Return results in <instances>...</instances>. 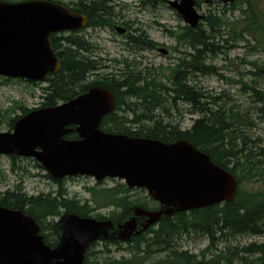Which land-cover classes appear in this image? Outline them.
Wrapping results in <instances>:
<instances>
[{
  "label": "water",
  "instance_id": "obj_1",
  "mask_svg": "<svg viewBox=\"0 0 264 264\" xmlns=\"http://www.w3.org/2000/svg\"><path fill=\"white\" fill-rule=\"evenodd\" d=\"M209 3L213 0H204ZM234 3L236 0H217ZM185 23L195 28L203 16L195 0L170 3ZM86 17L61 5L29 1H0V75L33 80L43 79L60 69L49 37L53 33L86 26ZM114 96L94 88L88 94L54 109L41 110L23 118L14 134L0 133V154L34 156L55 179L86 175L97 181L120 179L130 189L147 190L163 205L160 212L136 208L133 217L120 226L122 238L137 234L136 218L147 219L143 231L174 213L198 210L235 199L238 182L226 170L214 165L188 141L164 144L104 134L99 130L103 117L114 108ZM78 125L83 140L62 139L66 126ZM39 148L41 151H35ZM64 239L57 250L44 246L36 222L19 211L0 208V264H51L57 256L63 264H82L90 245L110 237L111 222L77 216L63 218Z\"/></svg>",
  "mask_w": 264,
  "mask_h": 264
},
{
  "label": "trees",
  "instance_id": "obj_2",
  "mask_svg": "<svg viewBox=\"0 0 264 264\" xmlns=\"http://www.w3.org/2000/svg\"><path fill=\"white\" fill-rule=\"evenodd\" d=\"M239 2L249 6L253 16L252 21L255 22L257 18L251 0H239ZM77 8L83 9L80 11L88 15L91 26L110 23L113 14L108 6L96 0H80ZM236 8V5L230 7L231 12H234ZM243 14H246V11H243ZM228 25L230 23L224 15L209 12L206 27L199 25L195 30L187 28L183 41L192 49V53L193 51L202 53L204 59H208L209 55L216 56L233 47L232 43L236 41V28L231 27L227 34L224 29ZM253 25L254 23H248L241 31L253 32ZM132 41L135 43V39ZM215 41L218 43L216 44ZM51 44L54 50L58 47V57L62 60L63 66L60 74L49 79L48 86L44 89L46 107L72 100L87 92L89 85L86 83V76L97 67L94 61L83 54L87 51L85 41L75 37H58L57 41L53 37ZM81 49L83 52H80ZM252 65L257 63L252 62ZM182 68L183 62L171 76V86L157 84L151 77L141 82L134 81L140 75L129 65L121 72L119 78L112 75L111 79L98 82L110 89L117 97L116 111L103 121L104 130L135 138L156 139L164 143L188 140L197 149L208 154L216 165L234 174L240 184L234 202L193 212L188 216L180 214L169 222H162L149 237L134 241L135 244L130 247L133 251L168 252L169 257L164 256L161 264H194L196 262V258L188 252H180L181 247L178 243L185 235H205L210 240V247L214 248L216 242L226 240L228 236L252 237L264 234V214L261 213V209L264 208V147L257 141L240 136L238 132L241 128L235 129L233 140L228 139V130H232L231 124L249 121V117L253 115L252 110L241 113L234 110V107L229 108L227 101L225 102V99L229 97L225 92L216 97L200 93L194 88L192 82L194 78L199 77L198 74L191 71L184 73ZM254 75L260 76V73ZM182 85H186L189 92H193L194 89L198 94L187 97ZM243 87L247 93H254L257 90L250 84H243ZM257 97V102L263 105L255 107L257 109L254 113L260 120H264V96L261 93ZM202 98H205V101L202 102ZM179 103L189 105L192 110H188V113L199 117L189 130L183 131L180 123L173 122L175 119L172 111L182 112L179 110ZM249 114L251 115L248 116ZM248 184H258L259 189L248 191L245 189V185ZM105 192L107 195L108 192L111 193L110 202L107 205H115L126 210L131 205L148 207L147 202L130 200L128 194L132 191L122 185L115 188L114 193L106 190ZM122 193L125 195L121 196ZM61 196L59 192V197L40 195L29 198L23 189L18 188L13 192L0 195V206L22 210L37 220L56 217L63 209L82 217H87L91 213L80 203L61 199ZM220 253L221 255L229 253L230 256L222 258L217 255L214 259H205L203 264H217V261L219 264H264V245L257 243L243 248L228 247Z\"/></svg>",
  "mask_w": 264,
  "mask_h": 264
},
{
  "label": "rangeland",
  "instance_id": "obj_3",
  "mask_svg": "<svg viewBox=\"0 0 264 264\" xmlns=\"http://www.w3.org/2000/svg\"><path fill=\"white\" fill-rule=\"evenodd\" d=\"M69 4L75 0H55ZM117 6L126 5L127 8L124 15L127 19L138 21L135 24V28L139 27L145 30L148 36L157 42L165 46L177 47V40L169 35L167 31L176 32L180 35L183 27L185 26L182 19L177 16L176 12L172 11L163 2H158L155 8L148 7L147 9L142 8L139 0H114ZM252 5L255 8L256 14L260 21L264 22V0H252ZM202 12L205 13L208 9L205 5L201 7ZM214 9V8H213ZM246 14H243V11ZM201 12V13H202ZM218 12V11H217ZM224 15L226 20L230 23L224 30L229 33L231 27L236 28V41L233 42L234 48L228 50L227 55L219 53L218 55H209L208 62L212 63L213 66L218 69V75L213 77H196L192 81L194 84H199L205 91L211 94L213 97L223 94L225 92L231 100L229 106H248L250 100L253 97V93H247L244 89L243 84H250L255 87L258 91L264 95V24L260 26H254V32L256 35L250 36L248 33H243L241 29L246 25V19L248 20L251 16L249 6L244 3H239L237 10L227 12ZM123 17H121L122 19ZM242 20V21H240ZM240 22V23H239ZM85 34L89 39L100 47L102 50L100 56L107 59H122L123 57L129 56V59H135L140 61L141 68H149L157 75L159 81L163 80L165 83L166 77L169 76L172 67L177 65L179 60L182 59V55L177 51L172 52L171 57L162 55L159 52L154 54L148 52L141 55H128L124 48L117 43H113L110 39V33L108 30H92L87 29ZM261 34V35H259ZM258 35V36H257ZM228 35H226L227 37ZM254 37V38H253ZM118 42L121 40L117 37ZM184 45V44H183ZM181 51L189 52V47L184 45L180 48ZM186 55H184L185 57ZM144 57L146 59H144ZM183 57V58H184ZM187 58V57H186ZM186 60V59H185ZM252 62H256L257 65H252ZM156 70V71H155ZM151 71V72H152ZM260 73V76L254 74ZM221 75V76H220ZM43 85L28 86L25 83H3L0 79V111H10L17 105L22 106L24 109L32 110L41 107L43 99H41V87ZM256 99V98H255ZM254 99V100H255ZM254 106V104H253ZM179 110L182 112L172 111L174 123H180L183 130H188L193 125L194 120L198 119L197 115H190L188 107L185 104L178 105ZM172 110V109H169ZM249 111V110H238ZM252 110L253 115L249 114L250 127L242 128L240 131H244V135L248 139L257 141L264 147V121L260 120ZM22 111L16 109L11 112V117L21 116ZM7 121L3 122L0 131H8L6 125ZM240 135V133H239ZM242 136V135H240ZM16 171H12L13 162L8 157L0 156V193H4L7 190H13L17 187L23 188L24 191L30 196H37L41 193L50 194L58 192L61 185L53 183L49 178L45 177L46 172L35 166V163L31 161H16ZM17 168H21L24 171H20ZM29 172L30 175H26ZM120 181H107L105 184L106 188H113L117 186ZM96 185L95 181L91 178H76L74 180H68L65 182L67 188L66 197L73 200L80 201V204H84L87 200H90L91 193L88 188H92ZM248 191H255L258 189V185H251L246 188ZM125 194L122 193L121 196ZM130 200H140L143 202H149L147 194L142 192H130L128 194ZM110 198V195H107ZM95 207L94 204H91ZM116 207L111 209H102L98 211L101 215L108 216ZM117 210L114 215H117ZM113 215V216H114ZM209 240L205 237H184L182 241L183 249L193 253L200 254V252L206 248ZM251 243L264 244V234L261 236H228L226 240L218 241L215 243L214 248L220 252L225 248H243ZM231 252V251H230ZM229 252V253H230ZM223 264V263H221Z\"/></svg>",
  "mask_w": 264,
  "mask_h": 264
},
{
  "label": "bare ground",
  "instance_id": "obj_4",
  "mask_svg": "<svg viewBox=\"0 0 264 264\" xmlns=\"http://www.w3.org/2000/svg\"><path fill=\"white\" fill-rule=\"evenodd\" d=\"M76 54L78 53V50L76 49ZM80 52H83V50L81 49ZM85 52L87 51H84V54ZM222 54L224 55H227L226 52H223ZM79 56V55H77ZM92 61H94L96 63V66L98 65V59L97 58H93L91 59ZM106 64H108V62H106ZM213 69V71H212ZM182 71L184 73L186 72H196L198 74L199 77H213V76H217L219 73H218V69H216L212 63L208 62L207 59H204V57L202 56V53H199V52H195L193 51L192 55L190 56H187L186 60L183 61V68H182ZM137 73H139L140 77H136L134 79V81H138V82H141V81H144L145 79H147L148 77H143V76H146L147 74H149V70L148 68H139L137 70ZM221 76V75H220ZM172 79H170V82H169V85L171 86L172 84ZM194 85V88L199 91L200 93H205L206 95L209 93L207 91H205L199 84L197 83H193ZM183 87V91L186 92V96L187 97H193L194 95L198 94L196 90H192L193 92H189V89L187 88L186 85H182ZM224 93V92H223ZM261 94V91H258V90H255L254 93H253V97L248 106H245V107H239V106H229V103L231 102V100H226L225 99V102L227 101L228 103V106L229 108L230 107H234L236 111L238 110H256L257 108L255 107H260L262 106L263 104L262 103H258L257 102V96H259ZM264 96V95H263ZM256 98V99H255ZM255 99V100H254ZM205 101V98L203 99L202 98V102ZM181 104H185V103H181ZM254 104V106H253ZM188 108L186 110H192L189 108V105L185 104ZM239 112V111H238ZM246 127H250V123L248 121H238L237 123H235L234 125L231 124V128L232 130H228V139H231L233 140L235 138V129H238V128H246ZM255 127V125H253L252 127H250V129L252 130V128ZM238 133H240V135H244V131H239ZM69 201H72V202H75V203H79V202H76L74 200H71V199H67ZM261 213L264 214V208L261 209ZM221 221H223V219H221ZM201 237H204L205 238V235H201ZM207 239H209L208 237H206ZM155 254L157 256H160V257H164V256H167L169 257V253L168 252H164V251H161V252H155ZM217 255H220L222 258L224 257H229L230 254L229 253H226L225 255H221L220 252H218L216 249L214 248H211L210 246H206V248H204L200 254H193L191 256H193L194 258H196V262L194 264H203L205 262V259L209 260V259H214ZM219 260V259H218ZM217 264H219V261H217Z\"/></svg>",
  "mask_w": 264,
  "mask_h": 264
},
{
  "label": "flooded vegetation",
  "instance_id": "obj_5",
  "mask_svg": "<svg viewBox=\"0 0 264 264\" xmlns=\"http://www.w3.org/2000/svg\"><path fill=\"white\" fill-rule=\"evenodd\" d=\"M123 27L121 33L126 36L129 33L128 24L125 22L123 23ZM126 32H124V30ZM95 48V47H94ZM48 243H50L51 247H58V243L60 242L61 238L58 233L54 236H50L46 239ZM107 243L105 242H97L92 245V248L87 251L84 259L85 264H126L124 261L126 254L124 256V251L120 250H109L106 249ZM58 263V260L56 261Z\"/></svg>",
  "mask_w": 264,
  "mask_h": 264
}]
</instances>
